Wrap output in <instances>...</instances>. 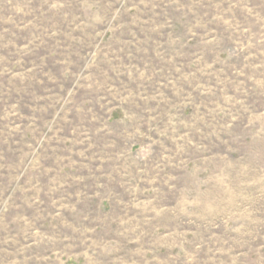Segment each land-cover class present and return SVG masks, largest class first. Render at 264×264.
I'll list each match as a JSON object with an SVG mask.
<instances>
[{
    "label": "rangeland",
    "instance_id": "rangeland-1",
    "mask_svg": "<svg viewBox=\"0 0 264 264\" xmlns=\"http://www.w3.org/2000/svg\"><path fill=\"white\" fill-rule=\"evenodd\" d=\"M0 264H264V0H0Z\"/></svg>",
    "mask_w": 264,
    "mask_h": 264
}]
</instances>
